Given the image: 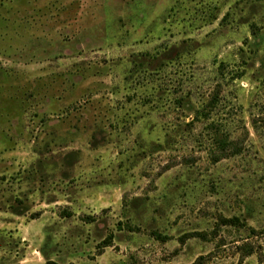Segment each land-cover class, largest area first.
I'll use <instances>...</instances> for the list:
<instances>
[{
    "label": "rangeland",
    "instance_id": "rangeland-1",
    "mask_svg": "<svg viewBox=\"0 0 264 264\" xmlns=\"http://www.w3.org/2000/svg\"><path fill=\"white\" fill-rule=\"evenodd\" d=\"M200 257L264 264V0H0V264Z\"/></svg>",
    "mask_w": 264,
    "mask_h": 264
},
{
    "label": "trees",
    "instance_id": "trees-1",
    "mask_svg": "<svg viewBox=\"0 0 264 264\" xmlns=\"http://www.w3.org/2000/svg\"><path fill=\"white\" fill-rule=\"evenodd\" d=\"M253 33H255V30H252ZM216 95V94H215ZM184 100H180L178 104H180V106L185 105L183 104ZM218 101L217 96H214L209 102L208 104H206L202 109L198 110L197 113L200 114L201 116H204L206 118L210 117V114L213 111V108L216 106V103ZM189 107V106H188ZM192 111H195V108L192 107L191 108ZM213 124V122H211ZM214 130V135H213V144L215 145V147L218 149V154L216 156L217 160L226 157V155H228L230 152L234 153V151L232 149H235V143L230 140V137L227 136L226 133L223 132V130L219 129L217 126H215ZM234 144V145H233ZM233 151V152H232ZM67 215V214H64ZM222 221L224 224L226 225H237L240 223V219L238 217H233V218H222ZM109 241H105L104 242V246H108ZM201 257L197 260V263L195 264H199L201 262ZM45 264H59L57 261L51 259V258H47V261Z\"/></svg>",
    "mask_w": 264,
    "mask_h": 264
}]
</instances>
